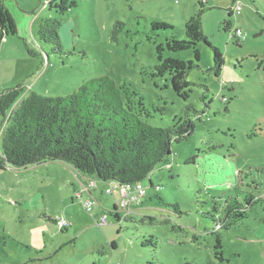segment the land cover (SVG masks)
<instances>
[{
    "label": "rangeland",
    "instance_id": "obj_1",
    "mask_svg": "<svg viewBox=\"0 0 264 264\" xmlns=\"http://www.w3.org/2000/svg\"><path fill=\"white\" fill-rule=\"evenodd\" d=\"M41 25L56 32L59 48L41 40ZM167 60L187 68L180 95ZM100 76L115 80L145 123L188 118L193 132L172 143L168 168H154L153 186L141 182L142 205L120 223L109 213L120 195L99 184L86 212L71 168L0 166V264H264V197L230 229L213 227V206L229 195L246 207L250 183L234 174L264 171V0H0V95L22 85L20 99L65 97Z\"/></svg>",
    "mask_w": 264,
    "mask_h": 264
},
{
    "label": "trees",
    "instance_id": "obj_2",
    "mask_svg": "<svg viewBox=\"0 0 264 264\" xmlns=\"http://www.w3.org/2000/svg\"><path fill=\"white\" fill-rule=\"evenodd\" d=\"M190 33L198 34L197 30L195 33L190 30ZM39 34L41 40L60 47L56 32L41 25ZM199 39L207 44L203 35H199ZM187 42L177 47L185 49L194 44L192 40ZM212 49L214 66L219 71L223 60L221 54L214 47ZM183 66L184 63L168 60L164 65L174 71L170 82L177 95L188 85L187 68L185 70ZM23 94L24 88L17 85L0 95V166L20 169L59 161L83 178L97 179L103 187L112 180L119 184H133L145 179L153 186L150 174L157 165L169 163L172 143L181 142L194 130V123L188 118L172 127L145 123L126 107L121 88L109 76L91 78L65 97H46L32 92L20 99ZM194 158L187 161L193 162ZM238 173L234 174L236 182L245 183L244 177ZM245 181L250 183L246 189L249 191L245 196L246 207L235 196L229 195L222 205L213 206L214 211L219 210L220 214L214 217L213 227L219 225L224 230L230 229L248 217L249 206L263 199L264 185L259 180ZM261 190L263 194L258 196ZM116 210L114 205L109 213L120 223ZM130 216L126 215L121 222Z\"/></svg>",
    "mask_w": 264,
    "mask_h": 264
},
{
    "label": "built area",
    "instance_id": "obj_3",
    "mask_svg": "<svg viewBox=\"0 0 264 264\" xmlns=\"http://www.w3.org/2000/svg\"><path fill=\"white\" fill-rule=\"evenodd\" d=\"M242 6L240 2H236L233 6L232 12L235 15H238L241 12ZM233 35L235 37H238L240 39H244V35L242 34V31L238 28H236L233 32ZM169 163L164 165V168H168ZM97 179H87L85 178V181H79L78 180V188L79 190L76 191V199H80L82 201L83 207L86 212L91 213L94 202L92 199L87 198L83 199V194H89L90 190L94 189L98 185ZM156 190H159L160 188L158 186L155 187ZM104 192L107 195H120L119 204L115 203L117 206L116 212L119 211L120 207L126 212L123 216L119 213H116L117 220L121 222L123 218L132 213L131 209L140 207L142 205L143 199L146 195V187L142 185L141 182L133 183V184H119L116 181H108L105 183ZM107 215L101 214L98 218V225L103 226L107 224ZM57 224L60 226V228H67L69 225L62 221H57Z\"/></svg>",
    "mask_w": 264,
    "mask_h": 264
},
{
    "label": "crops",
    "instance_id": "obj_4",
    "mask_svg": "<svg viewBox=\"0 0 264 264\" xmlns=\"http://www.w3.org/2000/svg\"><path fill=\"white\" fill-rule=\"evenodd\" d=\"M56 165V167H59V168H63V169H65V168H70L69 166H67V165H65V164H63V163H61V162H59V161H49V162H44V163H40V164H36V165H31L32 167H43L44 169H46V170H48V168H47V166L48 165ZM25 168V167H24ZM72 169V168H71ZM74 170V169H73ZM75 171V170H74ZM78 174V173H77ZM78 177H80V178H77L79 181H85V178H83L82 176H80L79 174H78ZM260 178H262V179H260ZM259 178V176L257 175V174H255L254 173V175H252L251 177L248 175H245V177H244V182L245 183H242L241 184V186L243 185V186H245L247 183H246V181L245 180H247V179H250V180H253V181H257V180H259L262 184L261 185H264V174L263 173H261V177ZM81 179V180H80ZM258 181V182H259ZM99 184H101V183H98V185ZM97 185V186H98ZM102 185V184H101ZM262 188H264V186L262 187ZM95 189V188H94ZM92 195H93V189L92 190H90V193L88 194H83V196H82V198L83 199H87V198H91L92 197ZM103 209V208H102ZM101 209V210H102ZM104 210V209H103ZM68 228V227H67ZM65 231H67V233H66V235H69L68 234V231H69V229L68 230H65ZM60 233H62V232H60ZM74 239H68L65 243H62V244H67V243H70V241H73ZM60 246H63V245H60ZM34 257V256H33ZM45 258H43V259H36V260H31V261H29V263H36V262H40L41 260H44Z\"/></svg>",
    "mask_w": 264,
    "mask_h": 264
}]
</instances>
